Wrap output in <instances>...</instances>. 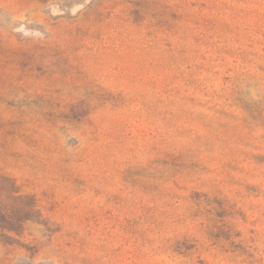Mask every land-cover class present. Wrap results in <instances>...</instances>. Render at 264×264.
<instances>
[{"label": "rangeland", "instance_id": "374dc122", "mask_svg": "<svg viewBox=\"0 0 264 264\" xmlns=\"http://www.w3.org/2000/svg\"><path fill=\"white\" fill-rule=\"evenodd\" d=\"M0 264H264V0H0Z\"/></svg>", "mask_w": 264, "mask_h": 264}]
</instances>
